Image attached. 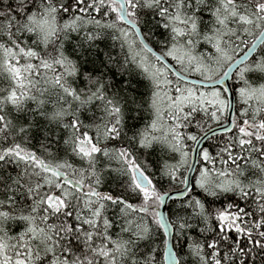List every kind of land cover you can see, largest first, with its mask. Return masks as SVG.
<instances>
[{"label": "snow or ice", "instance_id": "obj_1", "mask_svg": "<svg viewBox=\"0 0 264 264\" xmlns=\"http://www.w3.org/2000/svg\"><path fill=\"white\" fill-rule=\"evenodd\" d=\"M0 264H264V0H0Z\"/></svg>", "mask_w": 264, "mask_h": 264}, {"label": "water", "instance_id": "obj_2", "mask_svg": "<svg viewBox=\"0 0 264 264\" xmlns=\"http://www.w3.org/2000/svg\"><path fill=\"white\" fill-rule=\"evenodd\" d=\"M229 83H231V82H229Z\"/></svg>", "mask_w": 264, "mask_h": 264}]
</instances>
